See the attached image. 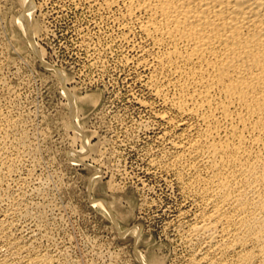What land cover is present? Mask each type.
Instances as JSON below:
<instances>
[{"label": "rangeland", "instance_id": "obj_1", "mask_svg": "<svg viewBox=\"0 0 264 264\" xmlns=\"http://www.w3.org/2000/svg\"><path fill=\"white\" fill-rule=\"evenodd\" d=\"M78 1L54 10L65 2L51 0L36 11L42 59L19 21L23 1L0 0V114L16 118L14 133L27 136L31 151L10 180L22 208L6 227L11 237L0 239V264H144L139 254L148 264H188L178 215L193 214L194 202L174 174L149 164L169 145L158 138L162 106L143 104L154 99L142 86L146 73L121 64L135 55L121 43L95 63L87 44L106 46L114 32L94 33L96 17Z\"/></svg>", "mask_w": 264, "mask_h": 264}, {"label": "bare ground", "instance_id": "obj_2", "mask_svg": "<svg viewBox=\"0 0 264 264\" xmlns=\"http://www.w3.org/2000/svg\"><path fill=\"white\" fill-rule=\"evenodd\" d=\"M22 1L19 21L43 59L34 15L51 0ZM60 1L65 4L55 2L54 10L69 0ZM78 5L96 17L94 33H115L106 46L87 44L95 63L115 41L121 43L135 54L121 64L146 73L142 86L154 99L143 104L152 110L156 101L162 106L157 117L164 130L158 138L169 145L152 152L149 164L174 174L182 196L194 202L193 214L178 215L188 264H264V0H80ZM60 74L64 79L65 72ZM65 91L75 99L71 89ZM15 120L0 114V239L22 208L10 180L31 152L27 136L16 137ZM137 126L149 129L143 122ZM99 203L114 216L112 204ZM138 257L149 263L144 254Z\"/></svg>", "mask_w": 264, "mask_h": 264}]
</instances>
